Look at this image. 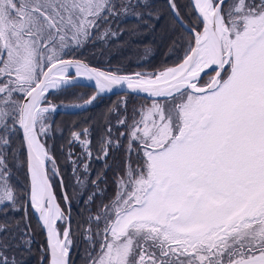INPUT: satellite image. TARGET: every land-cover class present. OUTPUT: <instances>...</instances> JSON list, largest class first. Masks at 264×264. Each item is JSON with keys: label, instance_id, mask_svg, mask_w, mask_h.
<instances>
[{"label": "rangeland", "instance_id": "374dc122", "mask_svg": "<svg viewBox=\"0 0 264 264\" xmlns=\"http://www.w3.org/2000/svg\"><path fill=\"white\" fill-rule=\"evenodd\" d=\"M103 1L109 0H0V56L4 50L0 77L7 76L0 84V121L16 100L13 96L28 88L11 86L12 77L37 80L43 64L62 59L65 51L81 41L84 22ZM246 4L247 0L228 4V26L222 16L228 29L223 35L226 63L231 68L217 88L150 104L133 125V133L141 132L148 144L143 148L146 169L121 182L111 207L113 239L96 264H133L130 256L138 247H149L146 244L178 250L181 243L190 241L193 250L200 248L199 254H209L213 248L217 254L232 252L227 248L229 240L219 239H231L233 232L244 235L242 242L248 243L247 248L238 245L237 260L229 264H264V7L251 9ZM139 43L147 41L137 37L117 44L134 48V63L147 62L153 50ZM203 57L198 56L197 69L206 64ZM151 62L134 71L157 76L170 68H142ZM77 105L61 103L58 107ZM55 113L48 105L39 110L41 141L51 134ZM205 116L208 119L202 125ZM73 141L88 146V139L78 133ZM48 155L46 168L52 179L56 167ZM244 217L261 222L246 230L237 227ZM63 219L61 214L59 221ZM62 232L58 230L60 237ZM206 238L211 242L204 244ZM66 244L70 248V239Z\"/></svg>", "mask_w": 264, "mask_h": 264}, {"label": "trees", "instance_id": "16d2710c", "mask_svg": "<svg viewBox=\"0 0 264 264\" xmlns=\"http://www.w3.org/2000/svg\"><path fill=\"white\" fill-rule=\"evenodd\" d=\"M168 1L101 2L84 22L85 33L81 41L65 51L62 58H77L93 66L107 67L126 74L135 73L134 70L140 65H146L151 61L150 65L142 68L160 69L180 64L190 52L188 48L190 50L193 46L194 37L178 24ZM230 2L232 0H228L220 11L227 25ZM247 2L246 6L251 9L264 7V0ZM173 3L181 20L200 33L203 23L194 12L190 0H173ZM114 10L117 13H108ZM137 37L147 41V44H139L149 45L153 50L147 62L143 59L140 63H134L136 59L134 48L131 45L120 47L117 44ZM109 41L113 43L109 44ZM2 46L4 47L3 43ZM140 46L137 45L138 48ZM3 52L4 50L0 56V63L3 60ZM50 64H43L37 80L33 82L18 81L12 77L11 86L22 85L26 88L27 85L28 88L23 93L13 96L16 100L0 121V198L3 200L0 203V264H49L45 234L31 210L26 149L19 129V106L25 93L35 85L42 71ZM228 65L224 69L221 81L231 68V64ZM210 75L211 73L204 75L198 84L206 83ZM6 77H0V84L5 82ZM95 92L96 90L89 86H67L48 93L42 104L57 107L61 103L81 104L94 96ZM182 94L188 93L182 91L161 100H148L131 93L109 94L98 96L86 108L54 114L52 132L43 138L42 144L55 159V166L59 170V175L51 179L57 200L64 212L68 213V209L70 212L69 264L98 262L107 248V243L113 239L111 225L115 214L111 207L119 195L121 182L136 178L146 169L147 157L143 153V148L148 147V144H144L145 136L141 132L133 133V125L138 124L148 105L171 102ZM0 100L2 101V98ZM76 133L79 137L88 139L86 148L73 141V135ZM15 149H18L17 164L14 157ZM128 198L132 200L130 195ZM250 218H242L237 227L242 226L246 230L249 227L255 228L257 223L261 222V219ZM66 224L65 216L58 222V229L64 230ZM243 237L244 235L239 236L233 232L231 239L220 238V241L229 240L230 245L227 248L232 249V252H221L222 254H217L213 247L215 252L211 250L207 254L200 251L199 254L196 251L200 248L193 250L189 241L188 245L186 242L181 243L178 250L162 248L159 244H146L145 246L149 247H138L134 254L130 253L133 254L130 257L133 264H229L237 260L234 255L238 251L236 249L242 245L243 248H247L244 245L248 242L245 240L242 242ZM191 240L194 239L191 237ZM204 241V244H207L211 239L206 238ZM172 243L174 242L170 245H173ZM193 243L196 244L195 241ZM239 244L241 245L238 247Z\"/></svg>", "mask_w": 264, "mask_h": 264}, {"label": "water", "instance_id": "95a60500", "mask_svg": "<svg viewBox=\"0 0 264 264\" xmlns=\"http://www.w3.org/2000/svg\"><path fill=\"white\" fill-rule=\"evenodd\" d=\"M217 3H213L212 14L210 18L206 17L205 12H203L202 6L198 0H190L192 3L194 12L197 14L200 22L203 23V28L200 33L193 30L187 24H185L178 14H176L175 6L173 0H169L171 11L178 24H180L186 31L191 33L194 37L193 47L187 55V57L178 65L170 66L169 69H175L185 61H188L189 68L187 71L182 72L180 75L171 78H162L160 80L150 81L148 84H135L129 81H137L139 76L138 73H120L111 71L110 68L98 67L90 65L87 61H83L77 58H62L52 62L41 74V78L35 83V85L24 95L21 101L20 111H19V129L21 130V136L24 140V147L26 149V160H27V170L29 173L30 181V203L31 210L34 213L36 220L41 224L43 228V233L46 238L47 252L49 256V264H69L70 263V249L66 247V243L70 237V212L66 214L60 202L57 200L56 193L53 188L52 180L50 179L49 172L47 168L39 165L36 159V150L34 149V144L41 143L39 139L38 128H37V114L42 106V101L47 93L44 90L45 83L51 80L54 76L53 71L62 67L68 66L73 71L62 78L65 80V84L62 87L67 86H89L96 90V94L90 99L86 100L83 105L73 109V110H60L62 112H75L79 108L84 107L94 101L98 96H107L109 94H134L136 96H142L148 100H161L163 98L172 97L175 94L186 91L190 94H204L209 91H213L221 82L222 74L226 67V52L224 51L223 37L218 32L219 20H222L221 9L222 6L228 2V0H217ZM225 27V26H224ZM225 27V32L228 29ZM203 31H206L213 44V55L214 59L211 62H206L203 68L193 70V64L198 58V37ZM85 74V78H79L77 72ZM213 73L212 79L203 85H198V82L203 78L204 75ZM143 77V76H142ZM156 77V76H155ZM153 77V78H155ZM128 79V80H127ZM126 80V81H125ZM174 90V92H172ZM208 116L203 119L202 125L207 121ZM44 149L43 144L41 145ZM48 152V150L46 149ZM49 154V152H48ZM53 160L52 155L50 156ZM59 175V171L57 170ZM40 182L42 191H44V197L42 204L34 205L31 201V186L32 178ZM62 181V180H61ZM58 210L66 216V226L62 232V237L57 241V237L52 234L54 228L57 229V219ZM60 235V234H59Z\"/></svg>", "mask_w": 264, "mask_h": 264}, {"label": "bare ground", "instance_id": "6f19581e", "mask_svg": "<svg viewBox=\"0 0 264 264\" xmlns=\"http://www.w3.org/2000/svg\"><path fill=\"white\" fill-rule=\"evenodd\" d=\"M202 6L203 12H205L206 17L210 18L211 14H212V8H213V3L211 0H198ZM219 26H218V32L221 34V37H223V35L225 34V27L222 23L221 20H219ZM198 45H199V50H198V55L197 56H202V54L204 55L203 60L204 61H208L211 62L214 59V51H213V44L211 43V39L209 34L206 31H203L201 33V35L198 37ZM199 59V58H198ZM203 61V62H204ZM198 62L196 61L193 64V70H196L198 67ZM52 64V63H51ZM189 68V63L188 61H185L181 64V66L175 68V69H170V70H166V71H162L160 72L156 77L155 76H150V75H142L139 76L138 82L137 81H132L131 78H129V81L135 84H148L150 81H154V80H160L162 78H171V77H175L177 75H180L182 72L187 71ZM200 69V68H199ZM73 70L71 68H69L68 66H62L58 69H56L55 71H53L54 76L51 80H49L48 82H46L44 90L48 93H51L53 91H57L60 89H63V85L65 84V80H62L63 77H65L66 74H70ZM113 71V70H111ZM77 72V75L79 78H85V74H82L81 72ZM114 72H118L116 70H114ZM155 77V78H153ZM41 78V77H40ZM128 80V79H127ZM126 81V80H125ZM172 92H174V90H172ZM47 93V94H48ZM24 142V141H23ZM42 142V141H41ZM42 144L40 143H35L34 144V149L36 150V159L39 163L40 166L42 167H46V159L49 156L47 154L46 148L44 149L42 146ZM45 147V146H44ZM55 161V159H54ZM32 186H31V201L32 203L36 206V205H40L42 204L43 201V197H44V191H42L40 182L36 179V177L32 178ZM61 212L58 210V215H57V219L60 217ZM52 234H54V236L57 237V241L60 240V235L58 234V230L56 228H54L52 230Z\"/></svg>", "mask_w": 264, "mask_h": 264}]
</instances>
